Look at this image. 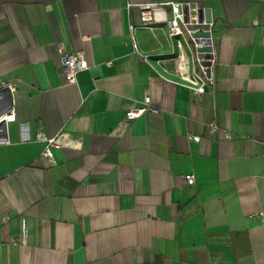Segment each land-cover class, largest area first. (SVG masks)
I'll return each instance as SVG.
<instances>
[{"label": "crops", "instance_id": "0c3cea01", "mask_svg": "<svg viewBox=\"0 0 264 264\" xmlns=\"http://www.w3.org/2000/svg\"><path fill=\"white\" fill-rule=\"evenodd\" d=\"M145 3L209 13L215 81L200 98L158 62L164 25L136 29L133 52ZM62 51L86 61L75 84ZM5 88L0 264H264V0H0ZM145 95L159 114L125 121ZM38 133L79 142L50 163Z\"/></svg>", "mask_w": 264, "mask_h": 264}, {"label": "built area", "instance_id": "2783aa9c", "mask_svg": "<svg viewBox=\"0 0 264 264\" xmlns=\"http://www.w3.org/2000/svg\"><path fill=\"white\" fill-rule=\"evenodd\" d=\"M139 11V23L137 26L129 25V39L134 53H139L135 30L149 28L162 24L171 45V50L166 59L158 60L160 63L170 65V72L187 87L193 95L200 98L209 87L214 85V68L216 64L214 43L212 38L213 24L205 18V10L191 3H145L136 5ZM168 8V11L165 9ZM204 36H194L196 34ZM61 73L66 84H75L77 75L86 70L87 64L84 57L79 53L60 54ZM110 66L111 62H106ZM144 114H159V109L152 105L150 97L145 95L140 105L129 109L124 115V120L131 122ZM15 120L13 107L0 115V126ZM210 133H215L217 127L214 123L207 125ZM3 127H0V131ZM36 140L44 142L41 155L50 163L53 158L51 147L75 148L78 140L72 139L66 134L46 139L40 133L36 134ZM191 142H198L199 137L188 136ZM182 180L187 187L194 184V176L184 175Z\"/></svg>", "mask_w": 264, "mask_h": 264}, {"label": "water", "instance_id": "95a60500", "mask_svg": "<svg viewBox=\"0 0 264 264\" xmlns=\"http://www.w3.org/2000/svg\"><path fill=\"white\" fill-rule=\"evenodd\" d=\"M205 18H206V19H210L209 13H208L207 11L205 12ZM194 36H196V37H197V36H204V35H203V34H200V33H198V34H196V35H194ZM4 91H6V92H7V91H8V89H7V88H5V89H0V97L3 95V92H4ZM0 127H3V124H2Z\"/></svg>", "mask_w": 264, "mask_h": 264}]
</instances>
